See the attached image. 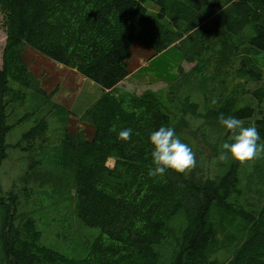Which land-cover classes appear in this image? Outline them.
Returning <instances> with one entry per match:
<instances>
[{"label": "trees", "instance_id": "obj_1", "mask_svg": "<svg viewBox=\"0 0 264 264\" xmlns=\"http://www.w3.org/2000/svg\"><path fill=\"white\" fill-rule=\"evenodd\" d=\"M149 1L156 11L147 8L146 0H0L6 29L0 169L9 150L31 153L48 130L43 118L16 144H6L13 128L8 107L25 100V93L12 90L10 82L24 90L31 86L23 46L75 70L105 92L88 113L95 128L92 139L65 135L57 160L74 177L77 219L101 235L79 260L46 248L34 220L19 219L21 192H5L0 181V264H264L263 154L245 162L223 159L212 171L208 167L233 134L223 128L222 117L235 116L245 124L254 119L264 140V85L247 88L262 82L248 55L264 54V0H212L228 10L221 46L237 59L227 73L235 97L202 116L221 126L217 143L206 130L195 140L182 134L186 124L179 130L168 114L130 110L124 99L112 95L129 76L133 44L158 55L195 28L196 12L184 0ZM184 102L191 115L202 118L194 103ZM160 126L175 129L192 148L196 163L183 174L169 170L156 184L157 177H150L143 165L153 150L149 137ZM126 128L132 129V138L120 141L119 132ZM109 159L112 168L106 166Z\"/></svg>", "mask_w": 264, "mask_h": 264}, {"label": "rangeland", "instance_id": "obj_2", "mask_svg": "<svg viewBox=\"0 0 264 264\" xmlns=\"http://www.w3.org/2000/svg\"><path fill=\"white\" fill-rule=\"evenodd\" d=\"M184 1L196 12L194 30L158 55L141 43L133 44L127 62L129 76L112 91V95L124 99L130 110L168 114L179 130L186 124L182 134L191 135L195 140L201 130H206L212 142L217 143L221 126L202 116L236 95L234 82L227 73L230 63L237 59L232 50L221 46L228 10L216 6L212 0ZM146 3L150 11L157 10L149 0ZM5 43L6 29L0 6V68ZM21 57L31 86L24 90L19 84L10 82L12 90L25 93V100L8 107V124L13 128L6 137V144H16L34 122L43 118L48 130L36 141L31 153L8 151L9 157L0 169L1 185L5 192L13 189L21 192L19 219L34 220L43 246L67 258L83 259L101 230L86 227L77 219L74 177L70 171L60 169L57 160L65 135L71 140L92 139L95 128L88 113L105 92L75 70L31 47L23 46ZM248 59L262 74L261 83L247 86L256 89L264 85V54H250ZM186 98L197 106L202 118L189 113L184 102ZM261 112L264 114V109ZM25 116L27 121H22ZM253 121L243 123V126L252 125ZM202 149L209 154L206 147ZM151 153L143 165L149 169L153 167ZM220 160L212 159L208 165L211 171ZM259 163L264 168V154ZM113 165V159L106 161L108 168ZM252 172L253 168L249 167L248 173ZM155 183L161 184L159 177Z\"/></svg>", "mask_w": 264, "mask_h": 264}, {"label": "clouds", "instance_id": "obj_3", "mask_svg": "<svg viewBox=\"0 0 264 264\" xmlns=\"http://www.w3.org/2000/svg\"><path fill=\"white\" fill-rule=\"evenodd\" d=\"M221 124L226 132L233 135L222 144L220 159L245 162L264 154V140L256 126L245 127L235 116L222 117ZM132 135V129L126 128L119 132L118 139L127 142ZM149 140L153 149V167L148 171L150 177H163L169 170L183 174L194 167L195 153L181 140L173 127L160 126L151 133Z\"/></svg>", "mask_w": 264, "mask_h": 264}]
</instances>
